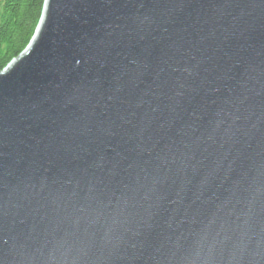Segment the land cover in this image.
I'll return each instance as SVG.
<instances>
[{
	"label": "water",
	"instance_id": "water-1",
	"mask_svg": "<svg viewBox=\"0 0 264 264\" xmlns=\"http://www.w3.org/2000/svg\"><path fill=\"white\" fill-rule=\"evenodd\" d=\"M0 264H264V0H45L0 72Z\"/></svg>",
	"mask_w": 264,
	"mask_h": 264
},
{
	"label": "trees",
	"instance_id": "trees-1",
	"mask_svg": "<svg viewBox=\"0 0 264 264\" xmlns=\"http://www.w3.org/2000/svg\"><path fill=\"white\" fill-rule=\"evenodd\" d=\"M45 0H0V72L28 47Z\"/></svg>",
	"mask_w": 264,
	"mask_h": 264
}]
</instances>
